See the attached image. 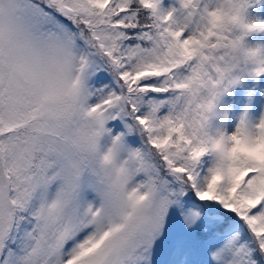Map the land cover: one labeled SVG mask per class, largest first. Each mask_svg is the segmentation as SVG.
I'll use <instances>...</instances> for the list:
<instances>
[{
  "label": "snow or ice",
  "instance_id": "1",
  "mask_svg": "<svg viewBox=\"0 0 264 264\" xmlns=\"http://www.w3.org/2000/svg\"><path fill=\"white\" fill-rule=\"evenodd\" d=\"M197 30L162 0H0V264H264V153L176 146Z\"/></svg>",
  "mask_w": 264,
  "mask_h": 264
},
{
  "label": "clouds",
  "instance_id": "2",
  "mask_svg": "<svg viewBox=\"0 0 264 264\" xmlns=\"http://www.w3.org/2000/svg\"><path fill=\"white\" fill-rule=\"evenodd\" d=\"M149 8L150 5H146ZM239 0H181L176 12L195 17L198 30L191 44L174 43L177 55L185 61L195 59L197 70L181 85L180 94L187 98L183 112L176 117V146L183 142V150L193 160L209 157L221 167L234 158H258L264 153V144L252 145L259 139V124H249L242 131L238 127L229 133L219 126L228 119L219 110L223 81L209 72L216 53L222 52L226 64L225 76L238 84L245 76L264 75V47L249 45L245 37L264 32V21L250 20ZM169 19L177 23L176 13ZM215 38V39H214Z\"/></svg>",
  "mask_w": 264,
  "mask_h": 264
},
{
  "label": "rangeland",
  "instance_id": "3",
  "mask_svg": "<svg viewBox=\"0 0 264 264\" xmlns=\"http://www.w3.org/2000/svg\"><path fill=\"white\" fill-rule=\"evenodd\" d=\"M162 7L165 10H168L170 8V5L168 3H164ZM254 7V12L246 10L247 17L250 20L264 19L261 12V5L258 7L257 4H254ZM248 44L252 46L264 47V42L261 41L260 38H253V42L250 41ZM250 79L251 76L244 77L240 81V84H238L239 87L236 90L245 89L246 92L245 95L237 101L233 99V94L232 96L230 95L229 89L227 90V92H229L230 99L225 105L226 111L222 112L227 113L228 119L226 121L220 122L217 126L226 128L229 133H231L238 127L242 117L246 116L247 121L252 125L257 124L260 120L264 119V101H262V103L259 105L253 102L255 91L247 85Z\"/></svg>",
  "mask_w": 264,
  "mask_h": 264
},
{
  "label": "trees",
  "instance_id": "4",
  "mask_svg": "<svg viewBox=\"0 0 264 264\" xmlns=\"http://www.w3.org/2000/svg\"><path fill=\"white\" fill-rule=\"evenodd\" d=\"M175 1V0H174Z\"/></svg>",
  "mask_w": 264,
  "mask_h": 264
}]
</instances>
